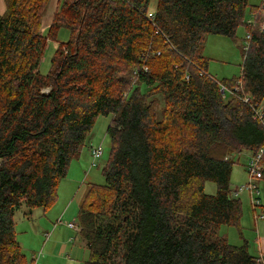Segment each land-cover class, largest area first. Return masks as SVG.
Instances as JSON below:
<instances>
[{
	"label": "trees",
	"instance_id": "obj_1",
	"mask_svg": "<svg viewBox=\"0 0 264 264\" xmlns=\"http://www.w3.org/2000/svg\"><path fill=\"white\" fill-rule=\"evenodd\" d=\"M151 1L59 0L44 30L49 0H5L0 264H27L15 214L57 200L100 115L113 116L112 146L105 184L90 183L79 208L84 264H264L247 240L233 245L219 232L242 228L235 158L264 148V30L256 16L245 21L249 0H156L152 12ZM241 24L251 33L242 74L219 81L206 37H235ZM62 27L70 39L42 74L46 42ZM261 163L264 180V152Z\"/></svg>",
	"mask_w": 264,
	"mask_h": 264
},
{
	"label": "rangeland",
	"instance_id": "obj_2",
	"mask_svg": "<svg viewBox=\"0 0 264 264\" xmlns=\"http://www.w3.org/2000/svg\"><path fill=\"white\" fill-rule=\"evenodd\" d=\"M250 5L246 10L245 21L254 22L258 18V25L264 23V10L254 9L252 5L261 6L263 0H249ZM2 13L5 10L4 0H0ZM59 0H49V5L43 17L42 27L48 30L52 23L54 13L57 10ZM156 6V0H152L150 11ZM4 8V9H3ZM1 14V13H0ZM246 24L237 28L236 36L229 37L220 34H209L206 37L204 54L209 58L208 70L219 81L238 78L242 74L244 52L248 46ZM70 30L62 27L55 37L46 42L39 69L42 74H48L52 67V58L56 54L60 42L70 39ZM112 115H100L96 119L90 134L88 135L80 153L71 160L68 173L59 183L58 198L47 209L37 208L32 213L26 206L21 207L15 214V229L23 251L26 254L27 264L38 261L41 264H84L88 258V250L79 236V229H73L68 224L75 222L78 225L80 204L89 188L90 183L105 184L103 168L107 165L111 153V139L107 128L112 121ZM102 145L103 156L97 165H93L92 149ZM251 153L243 151L235 160L232 172L233 190L247 184L250 181V173L247 170V162ZM261 189L262 207L257 213L264 210V180L258 181ZM205 191L208 194L217 192V184L214 181L205 182ZM243 205L241 219V231L235 226L221 225V235L227 236L233 245H242L248 240L254 247L263 240V231L256 227L255 210L251 204L250 194L244 191L238 196ZM79 227V226H78ZM261 235V237H260ZM252 246L251 252H254Z\"/></svg>",
	"mask_w": 264,
	"mask_h": 264
},
{
	"label": "built area",
	"instance_id": "obj_3",
	"mask_svg": "<svg viewBox=\"0 0 264 264\" xmlns=\"http://www.w3.org/2000/svg\"><path fill=\"white\" fill-rule=\"evenodd\" d=\"M251 22V21H250ZM260 29L264 30V23H261ZM250 38H251V33H248L246 41H248V46L246 49H248L250 45ZM240 89V87H237V89ZM221 92L224 96H228V94H234L231 89L227 88L225 85L221 87ZM245 100L248 101V97H244ZM250 101V99H249ZM264 148L260 150L257 154H252L249 159H248V164H247V170L250 173V181L242 186L236 187L232 195L235 197L240 196V194L244 191H248L250 194V199H251V204L253 206V209L255 210V217L257 220L259 219H264V210L262 213H257V209L259 207H262V198H261V189L260 185L258 183L259 180L262 178V163L261 159L263 156ZM104 153V148L102 145L96 146L92 149V157H93V165H97L99 159L103 156ZM71 228L73 229H79L78 225L75 222H71L68 224ZM258 261H264L263 255L259 256ZM34 264H41L38 261H35Z\"/></svg>",
	"mask_w": 264,
	"mask_h": 264
},
{
	"label": "crops",
	"instance_id": "obj_4",
	"mask_svg": "<svg viewBox=\"0 0 264 264\" xmlns=\"http://www.w3.org/2000/svg\"><path fill=\"white\" fill-rule=\"evenodd\" d=\"M3 4H1V6H0V8H1V10H2V6ZM4 5H5V10H4V12L2 13V11H0V15H2V14H4L5 13V11H6V2H5V0H4ZM4 9V8H3ZM256 227L257 228H259V233H260V229H262V231H263V237H261V235H260V237H261V239L263 240L262 242H259V243H257V245L254 247V245L253 244H250V242H248L249 243V247H250V251L252 250V246L254 247V252L252 253V254H254V255H256V256H261V255H264V219H259V220H257L256 221ZM248 241V240H247ZM84 246H85V244H84ZM87 249V248H86Z\"/></svg>",
	"mask_w": 264,
	"mask_h": 264
}]
</instances>
